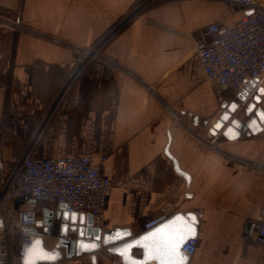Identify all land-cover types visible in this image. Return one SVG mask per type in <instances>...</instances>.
<instances>
[{"label": "crops", "instance_id": "obj_1", "mask_svg": "<svg viewBox=\"0 0 264 264\" xmlns=\"http://www.w3.org/2000/svg\"><path fill=\"white\" fill-rule=\"evenodd\" d=\"M137 1L0 0V18L15 20L19 13L27 28L17 32L0 24L3 158L11 166L28 152L40 159L91 157L110 181L105 232L128 229L137 236L145 220L170 205L176 213L204 214L197 218L199 244L188 264H264V245L243 233L248 220H264V129L237 140L213 136L221 150L215 152L181 123L205 136L221 112L192 36L212 23L232 26L243 13L229 12L222 0L150 6L115 35L104 50L107 61L85 69L44 126L74 67L70 50L51 38L92 46ZM262 89L264 78L246 88L251 94ZM258 160L263 169L249 165ZM46 208L57 209L42 202L40 209ZM69 264L94 263L86 255ZM96 264L121 260L101 252Z\"/></svg>", "mask_w": 264, "mask_h": 264}, {"label": "built area", "instance_id": "obj_2", "mask_svg": "<svg viewBox=\"0 0 264 264\" xmlns=\"http://www.w3.org/2000/svg\"><path fill=\"white\" fill-rule=\"evenodd\" d=\"M174 1L181 0H138L131 11L110 31L113 33L106 35L91 49L69 45L59 39L51 38L53 43L72 49L76 64L44 117V126L56 114L61 101L87 65L91 61H107L101 49L124 26L134 21L150 6ZM222 1L229 6V12H241L242 17L232 26L212 23L192 36L206 79L212 85L220 104L226 100V94L236 97L247 88L250 81L264 78V0ZM0 24L17 32L27 30L19 13L15 20L0 18ZM174 117L177 121H181L179 116ZM181 123L208 150L221 151L210 132L202 136L185 123ZM42 129L38 131L37 138H40ZM35 142L36 139L32 140L31 145ZM104 160L105 158H102V161ZM249 165L263 169V164L259 160L250 162ZM109 191L110 181L100 175L98 166L91 157L40 159L32 157L28 152L13 165L8 166L0 151V220L3 223L0 226V264H12L7 243L10 235H18L21 246L41 239L46 247L47 241L60 239L61 223L53 220L49 233L43 226L38 225L44 218L45 209H40L42 202L56 208L64 205V211L69 214L86 213L98 216L103 211ZM175 213L174 206L162 207L156 215L144 221L143 232L162 224ZM195 214L199 220L203 219V212L196 211ZM243 233L246 240L264 245V220H248ZM63 238L69 239L70 235ZM198 244L197 237L190 239L183 246L182 254L189 259L193 258ZM71 262L73 259L63 258L56 264Z\"/></svg>", "mask_w": 264, "mask_h": 264}, {"label": "water", "instance_id": "obj_3", "mask_svg": "<svg viewBox=\"0 0 264 264\" xmlns=\"http://www.w3.org/2000/svg\"><path fill=\"white\" fill-rule=\"evenodd\" d=\"M263 96V89L254 94L245 89L232 101L225 100L221 103L220 115L209 129V132L214 137L221 134L229 140L240 139L246 133L250 136L261 132L264 129ZM197 123L198 118L195 117L194 124ZM175 168L178 173L189 180L188 176L179 169L177 164H175ZM64 210V205H59L56 211L46 208L43 211L44 218L38 223L48 233L53 220L61 223L60 239L56 247L51 250L47 249L41 239H36L28 245H22L20 251L21 264H29L31 261H34L35 264H56L64 256L67 260H72L74 257L81 258L86 255L91 256V260L96 264L97 255L101 252L116 256L121 260V264H145V261H147V264H160L158 259H149L150 255L155 256L156 253L153 240L146 239L156 232L157 229L164 228L175 221L177 217L194 218L192 222L194 235L188 238L184 245L198 235L199 222L197 216L190 212L175 213L167 221L155 228L133 236L128 229H115L105 232L102 225V213L98 216H93L86 213L69 214ZM2 224L0 220V226ZM68 234L70 238L64 239L63 236ZM183 246L179 255L184 257L185 264H188L190 259L181 252Z\"/></svg>", "mask_w": 264, "mask_h": 264}, {"label": "snow or ice", "instance_id": "obj_4", "mask_svg": "<svg viewBox=\"0 0 264 264\" xmlns=\"http://www.w3.org/2000/svg\"><path fill=\"white\" fill-rule=\"evenodd\" d=\"M194 218L177 217L175 221L162 229H157L150 237L154 242L155 256L149 259H158L160 264H185V258L180 256V249L188 238L194 235ZM29 264H35L34 261ZM147 264V261H145Z\"/></svg>", "mask_w": 264, "mask_h": 264}, {"label": "rangeland", "instance_id": "obj_5", "mask_svg": "<svg viewBox=\"0 0 264 264\" xmlns=\"http://www.w3.org/2000/svg\"><path fill=\"white\" fill-rule=\"evenodd\" d=\"M117 25V24H116ZM115 25V26H116ZM114 26V27H115ZM113 27V28H114ZM112 28V29H113ZM111 29V30H112ZM111 30H109L108 32H106L94 45H92V46H89V47H85V46H81V45H77V44H72L73 46H79V47H81V48H84V49H91V48H94L99 42H100V40H102L106 35H108V34H111V33H113V32H110ZM113 35V34H112ZM111 42V40L101 49V53L102 54H104V50H105V48H106V46H108V44ZM65 43H67V42H65ZM69 45L71 44V43H68ZM68 48V47H67ZM69 50H70V52H71V56H72V61H73V66H74V64H76V62H75V58L73 57V54H72V49H70V48H68ZM95 62H97V61H91L90 62V64H88L87 65V67L89 66V65H91L92 63H95ZM86 67V68H87ZM85 68V69H86ZM72 71V70H71ZM85 71V70H84ZM83 71V72H84ZM17 236L18 235H10V236H8V240H7V242L9 243V244H11L12 243V247H13V249L11 250V252H10V248H9V246H8V248H9V252H10V256L12 257V264H18L19 262H18V260L17 259H19V261H20V258H18L17 256H16V251H14V247H16V243H17ZM19 237V236H18ZM52 242H55L53 239H51V240H49V241H47L46 242V247L48 248V249H53L51 246H53L52 245ZM15 245V246H14Z\"/></svg>", "mask_w": 264, "mask_h": 264}, {"label": "trees", "instance_id": "obj_6", "mask_svg": "<svg viewBox=\"0 0 264 264\" xmlns=\"http://www.w3.org/2000/svg\"><path fill=\"white\" fill-rule=\"evenodd\" d=\"M8 243V242H7ZM8 246H9V248H10V252H11V250L13 249V247H12V243L11 244H9L8 243ZM15 246V245H14ZM14 251H16V256L18 257V258H20V251H21V242H20V238L17 236V243H16V247H14ZM12 253V252H11ZM10 259H11V262H12V257L10 256Z\"/></svg>", "mask_w": 264, "mask_h": 264}]
</instances>
